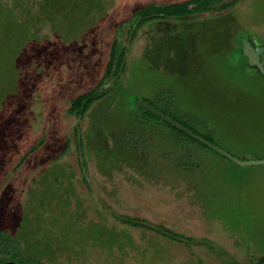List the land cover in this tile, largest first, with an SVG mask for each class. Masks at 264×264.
<instances>
[{"label": "rangeland", "instance_id": "obj_1", "mask_svg": "<svg viewBox=\"0 0 264 264\" xmlns=\"http://www.w3.org/2000/svg\"><path fill=\"white\" fill-rule=\"evenodd\" d=\"M182 1L99 0L102 9L66 20L53 7H44L50 14L45 13L41 0H1L17 22L28 23L31 35L19 49V79L0 105V214H8L0 225L42 247L51 245L52 260L43 257L42 263L225 264L204 246L187 249L124 227L117 215L206 240L230 264H249L244 247L261 254L255 243L264 235V165L240 167L219 159L204 176L209 191L201 192L211 198L199 202L156 150L143 144L130 150L121 140L134 126L129 113L137 111L136 101L164 111L163 97L173 92L178 114L204 123L191 129L203 135L206 121L214 119L221 130L213 139L218 147L240 160L264 159V143L239 144L244 136L263 142L261 127L250 135L244 130L249 117H263L264 82L255 70H228L237 64L240 39L259 44L264 38V0H241L220 18L143 27L128 45L125 71L102 85L108 94L82 119L67 114L69 101L103 78L121 26L117 39L127 45L126 22L136 9ZM43 15L48 18L42 21ZM51 48L60 52L49 55ZM0 71V84L11 86L12 72ZM244 80L249 87L241 90Z\"/></svg>", "mask_w": 264, "mask_h": 264}, {"label": "trees", "instance_id": "obj_2", "mask_svg": "<svg viewBox=\"0 0 264 264\" xmlns=\"http://www.w3.org/2000/svg\"><path fill=\"white\" fill-rule=\"evenodd\" d=\"M240 1L241 0H185L179 3L171 4L150 3L139 9H136L132 13L129 21L126 22L131 26L127 31V45L123 44L117 39L119 34H121V26L119 31H115V36L110 45L108 61L104 66L103 78L96 84L94 88L72 98L69 101L67 114L69 116L82 119L95 103L102 100L108 94L106 89H101L102 85L105 83L106 79L110 78L111 76L118 77L125 71L128 45L132 43V41L137 36L138 31L143 27L150 24H163L170 21L187 23L199 17H205L209 15L214 16L215 18H220L228 11L233 9ZM41 6L45 13L48 14H50V12L45 10L44 7L49 6L51 8H55V12L57 10L60 11V14L62 13V17H64L66 20L76 16L77 14L80 15L82 20L92 10H99V8L102 9V4L99 2V0H41ZM65 11L67 12L65 13ZM2 15H4L6 18H3ZM44 15L42 16L44 17L42 21L48 18V16L46 17ZM0 19V70L11 71V77L13 78V80L10 82L11 86H8V83L6 82V84H0V92L2 93L0 95L2 96L0 97V105H2L4 101L7 99L9 100L10 98L7 97V88L9 87L10 89L13 85V81H17V79H19L18 70L20 68L18 62L21 60V56H23L22 54L24 53V49L21 51L19 49L24 46L23 42L25 35L27 36V33L31 35V32L29 31L30 27L28 26V23L22 22L20 24L17 22L11 14V11H9V9H4L1 0ZM36 22H41V20L38 21L36 19ZM245 41H250L251 44L256 48L264 46V38L261 40V42L259 41V44L252 42L248 38L240 39L237 43L238 48L235 49V58L237 60V64L235 66H228V70L238 71L247 70V68H249L250 70H255L264 82V77L257 67L249 66L247 63V58L242 53V46ZM49 51V55H51L58 53L59 50L51 48ZM42 52L43 49L37 53L41 56V54H43ZM260 59L264 66V52L260 55ZM246 82L247 81L244 80L241 90H243V88L249 87L248 83ZM235 91L238 90L234 89L233 92ZM248 94L252 95L250 90L246 89L245 95ZM174 97L175 93L173 92H168L166 97H163L164 102L166 103V105L163 106L164 111L157 109L150 102L149 103L155 109L159 110L174 121L180 123L197 135L203 137L205 140L218 146L215 142H213V139H216L218 133L221 132L217 122L214 119L206 121V127H203V135L194 131L188 125L197 126L199 124L204 125V123L202 121L193 120L190 118L189 113L186 115L178 114ZM232 97H234V94H232ZM134 106L136 107L137 111H131L129 113V117L133 119L132 124H134V126L131 130H126L124 132L125 134L123 136L127 137L128 135V139L121 140V143L127 144L126 146L130 150L136 149V147L140 144H143L144 146L146 145L148 149L150 148L156 150L158 152V159L163 161L168 160L172 170L180 174V176L185 179L188 185L193 189L196 200L199 202H203L205 199L210 200V194H203L201 192L202 189L206 190L207 192L209 191L208 185H206V180L204 178L207 171L215 168L219 159H222L233 165L235 164L222 157L209 147L185 134L181 130L163 121L153 113L140 108L136 104H134ZM249 118L250 121L248 123L247 130H244L245 133L250 135V132H254L253 130H255V128L261 127L260 133L264 135V114L263 117L258 119L256 118L255 114L252 118ZM251 119L253 120L251 121ZM155 124L162 126L164 130L157 128ZM251 124L253 128H251ZM75 132H80L78 127H75L74 133ZM249 137L246 138L244 136V140H242L243 138H239V144L241 147L262 145L264 143V138L261 139L263 142L258 144L255 142V140L252 141V138ZM147 139H152V143L147 145ZM33 150L34 149H32V151ZM247 150L251 149L248 148ZM255 153L256 152H250V154ZM82 170L84 172V168ZM83 181L86 182L85 176H83ZM204 205L206 206L208 213H210L209 209L211 207L209 204ZM5 218L8 219V214H0V219ZM114 218L124 227L155 233L170 241L183 244L187 249L192 245L204 246L216 257L222 259L225 264H230V262L225 259V257H227L226 253L220 248V250H217L218 247L213 246L206 240H199L193 237L185 236L168 229L162 224H153L148 220L139 217L117 215L114 216ZM99 233L100 232L97 234ZM258 237L259 238L257 239H259V243L257 242L255 244L260 248L258 249V251L261 252L260 255H254L256 251L254 248L251 251L244 247V250L248 256L249 264L264 263V235H259ZM96 239L98 240V238ZM52 255L51 245L48 248L42 247L35 240L27 241L20 233V230H17V232L14 233L5 226L0 225V264L6 262H13L14 264H50L49 262L42 263L40 259L43 257H48V260L50 261L52 260L50 258Z\"/></svg>", "mask_w": 264, "mask_h": 264}, {"label": "water", "instance_id": "obj_3", "mask_svg": "<svg viewBox=\"0 0 264 264\" xmlns=\"http://www.w3.org/2000/svg\"><path fill=\"white\" fill-rule=\"evenodd\" d=\"M264 52V46L262 47H254L250 41H245L242 46V53L247 58V63L249 66H255L260 71L262 76L264 77V66L261 62L260 55ZM135 104L139 106L140 108H143L157 117L161 118L163 121L167 122L168 124L174 126L175 128L181 130L185 134L189 135L190 137L194 138L198 142L204 144L205 146L209 147L213 151L217 152L222 157L226 158L227 160L231 161L235 165H238L240 167H250V166H258V165H264V159H258V160H240L233 155L229 154L222 148L214 145L213 143L205 140L203 137L197 135L193 131L189 130L188 128L184 127L180 123L174 121L170 117L166 116L159 110L155 109L153 106L150 105L149 102L145 100H139L136 101ZM2 264H14L13 262H6ZM264 264V263H262Z\"/></svg>", "mask_w": 264, "mask_h": 264}]
</instances>
